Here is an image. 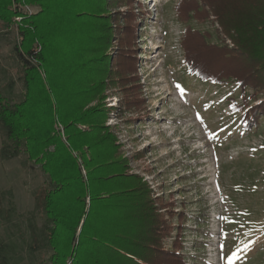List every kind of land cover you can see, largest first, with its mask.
<instances>
[{
	"label": "trees",
	"instance_id": "trees-1",
	"mask_svg": "<svg viewBox=\"0 0 264 264\" xmlns=\"http://www.w3.org/2000/svg\"><path fill=\"white\" fill-rule=\"evenodd\" d=\"M122 3L130 9L112 15L110 8ZM135 3L0 0V22L22 20L15 50L26 90L14 103L0 93V155L12 159L25 152L49 176L35 193L44 220L39 226L30 219L29 245L32 252L50 251L51 264H186L184 220L180 217L174 228L162 211L166 204L156 201L160 196L153 198L146 181L126 172L117 139L106 125L110 86L119 80L129 94L127 77L137 70ZM30 4L40 9L25 10ZM175 10L185 25L180 46L188 74L200 82L235 84L231 107L244 111L247 127L259 126L264 117V0H179ZM194 21L210 22L217 41L211 29L196 28ZM116 33L121 47L114 65L107 51ZM136 93L127 98L132 108L144 102L141 87ZM56 120L64 126L65 139L55 130ZM4 201L0 189V217L11 221L14 207L6 208ZM173 229L179 232L169 249L164 241ZM0 264H9L6 254Z\"/></svg>",
	"mask_w": 264,
	"mask_h": 264
},
{
	"label": "rangeland",
	"instance_id": "rangeland-1",
	"mask_svg": "<svg viewBox=\"0 0 264 264\" xmlns=\"http://www.w3.org/2000/svg\"><path fill=\"white\" fill-rule=\"evenodd\" d=\"M178 1L155 0L156 10L150 11L153 2L135 0L140 23L134 47L137 70L127 77L129 94L119 80L110 86L106 125L117 139L126 172L146 181L153 198L160 196L156 201L166 204L162 211L174 228L184 220L181 252L186 264H264V117L259 126L247 127L244 111L236 113L229 103L235 84L200 82L188 74L180 46L185 25L175 10ZM24 9L35 13L40 8L30 4ZM129 9L122 3L110 12L119 15L118 10ZM21 21L14 17L0 22V93L11 103L20 101L26 91L24 67L15 50ZM194 24L211 29L217 41L210 22ZM118 37L116 33L107 51L114 65L121 47ZM39 70L45 81L44 68ZM140 87L144 102L132 108L127 98L138 97ZM235 101L242 102L241 96ZM55 130L65 139L58 120ZM3 140L0 128V149ZM82 170L87 180V171ZM48 181L41 165L25 152L12 159L0 155L3 204L14 207L11 221L0 217V257L6 254L9 264H51L50 251L32 252L29 245L30 219L39 226L44 220L36 210L35 193ZM177 232L173 229L164 241L166 248L173 247Z\"/></svg>",
	"mask_w": 264,
	"mask_h": 264
},
{
	"label": "snow or ice",
	"instance_id": "snow-or-ice-1",
	"mask_svg": "<svg viewBox=\"0 0 264 264\" xmlns=\"http://www.w3.org/2000/svg\"><path fill=\"white\" fill-rule=\"evenodd\" d=\"M250 243H251V241H250ZM245 247H247V245H245Z\"/></svg>",
	"mask_w": 264,
	"mask_h": 264
}]
</instances>
